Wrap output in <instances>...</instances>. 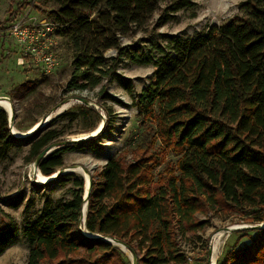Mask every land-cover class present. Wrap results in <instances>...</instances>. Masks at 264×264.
Instances as JSON below:
<instances>
[{
	"label": "trees",
	"instance_id": "16d2710c",
	"mask_svg": "<svg viewBox=\"0 0 264 264\" xmlns=\"http://www.w3.org/2000/svg\"><path fill=\"white\" fill-rule=\"evenodd\" d=\"M40 1L49 9L42 10L37 0L29 4L58 24L57 37L73 52L70 90L93 89L111 79L126 57L155 71L135 100L142 132L128 147L132 159L112 157L91 175L85 223L84 178L60 174L55 181L71 184L73 195L58 203L47 199L35 217L25 219L26 264H130L103 238L124 243L138 264H188L181 242L201 240L198 232L210 226V214L235 213L247 224L264 223V0H244L228 22L191 38L173 35L148 54L123 45L121 38L142 29L165 0ZM189 5V0L171 1L159 25ZM17 15L11 12L10 22ZM111 49L117 54L108 58ZM103 108L107 119L97 136L68 143L38 161L44 176L64 168L65 152L95 146L110 127L111 111ZM77 109L85 120L90 112L99 116L84 104ZM59 136L50 130L16 138L0 108V165L23 141L30 146L27 162H35ZM167 151L177 156L175 164L156 172ZM240 232H253L252 240L227 251L218 264H264V228ZM17 233L13 220L0 226V254Z\"/></svg>",
	"mask_w": 264,
	"mask_h": 264
},
{
	"label": "rangeland",
	"instance_id": "374dc122",
	"mask_svg": "<svg viewBox=\"0 0 264 264\" xmlns=\"http://www.w3.org/2000/svg\"><path fill=\"white\" fill-rule=\"evenodd\" d=\"M171 1L173 0H165L142 29H134L123 36L122 44L135 45L140 52L148 54L154 51L156 45H165L168 37L182 35L191 38L206 31L211 25L228 22L238 14V4L244 0H189L188 7L173 13L172 19L159 25V16ZM37 4L42 10L49 9L40 0H37ZM16 11V18L24 17L25 22H30L32 17H45L30 6L29 0H0V97L9 98L12 104L15 113L13 120L8 114L11 128L27 132L39 124L35 132L42 134L55 130L60 133L54 143L81 139L91 136L107 119L103 107H108L111 111L109 129L94 143V147L87 144L83 148L77 147L65 152L64 168L57 173L63 174L66 170L73 169L78 177L85 180L78 168L89 171L92 175L99 172L112 157L122 155L131 160L132 154L128 147L142 132L135 100L148 85L149 77L155 71L154 66L138 64L126 57L121 60L116 75L111 79L104 80L93 89L70 90L68 83L73 73V52L68 48L66 39L58 40L57 68L49 74L43 73L30 61L23 59L19 45L9 33V15ZM116 54L111 49L105 55L112 58ZM121 78L129 82L122 85ZM20 85L22 87L16 91L15 88ZM105 95L111 98H105ZM80 97L87 99L90 104L86 106L98 110L99 116L90 112L88 119H83L77 109L78 105L83 104ZM60 147H55L53 151ZM29 149L26 141L16 143L8 159L0 165V226L8 224L10 220L18 226L16 237L0 254V264H26L29 245L22 232L25 219L35 217L43 209L47 199L58 203L71 199L73 195L71 184L62 186L55 180L45 184L39 182L38 173L41 171H37L35 162L26 160ZM176 160L177 156L167 151L156 172L165 169L167 163L175 164ZM205 217L198 215V219ZM207 218L210 226L198 232L201 240L181 242L182 250L188 256V264H212L213 257L215 264H218L227 251L242 247L252 240L250 237H253V232H240L252 225L243 222V217L238 214L222 218L210 214ZM228 228L231 230H226ZM219 232L223 234L216 241L214 237ZM121 250L124 259L133 264L131 252Z\"/></svg>",
	"mask_w": 264,
	"mask_h": 264
},
{
	"label": "built area",
	"instance_id": "2783aa9c",
	"mask_svg": "<svg viewBox=\"0 0 264 264\" xmlns=\"http://www.w3.org/2000/svg\"><path fill=\"white\" fill-rule=\"evenodd\" d=\"M57 26V23L47 18L32 17L30 22H25L23 17L12 21L8 29L19 45L23 59L46 74L59 65Z\"/></svg>",
	"mask_w": 264,
	"mask_h": 264
},
{
	"label": "water",
	"instance_id": "95a60500",
	"mask_svg": "<svg viewBox=\"0 0 264 264\" xmlns=\"http://www.w3.org/2000/svg\"><path fill=\"white\" fill-rule=\"evenodd\" d=\"M4 99L9 100V102H10V99H9V98H5V97H4ZM79 100H80L83 104H85V105L90 104L89 101H88L87 99L79 98ZM10 103H11V102H10ZM11 106H12V104H11ZM4 110H5V109H4ZM5 111H6V110H5ZM6 112H7V111H6ZM7 113H8V112H7ZM8 114H9V113H8ZM13 118H14V110H13V108H12V111H11V114H10V119L13 120ZM104 125H105V121L102 122L101 129L98 131V133L93 134V135H91V136H89V137H85V138H81V139H73V140H69V141H65V142H61V143H53V144H51L49 147H47V148H46V149H45V150L39 155L38 159L35 161L36 165H37V163H38V161H39L40 159H42L44 156H46V155H48L49 153H51L55 147L64 146V145H66V144H68V143H73V142L86 141V140H89V139H91V138L97 136V135L101 132V130H102V128H103ZM10 129H11L12 134H13L16 138H21V139H23V138H27V137H29L30 135H32V134L35 132V130H34V131H32L30 134H28V135H20V136H17V135H15V133H14V131H13V128H11V125H10ZM37 167H38V166H37ZM38 169H39V168H38ZM74 172H75V171H74L73 169H69V170H66V172L63 173V174H66V173H74ZM85 172L88 174L89 186H88V191L86 192V195L84 194V199H85L86 203H85L84 206H83V223H85V220H86V212H87V206H88V196H89V194H90L91 185H92L91 175H90L89 171H86V170H85ZM60 174H61V172H58V173L56 172V173H54V174L52 175V176H54V177L51 178L48 182L54 181V180H55ZM49 177H51V176H49ZM48 182H46V183H48ZM245 228H264V223H263V224H260V225H252V226H248V227H245ZM245 228H244V229H245ZM226 230H231V229L228 228V229H226ZM89 234H90V235H88V234H86V235L89 236V237H94V238H102L100 235H94V234H91V233H89ZM103 239H105L106 241H108L109 243H111V244H113V245H115V246H118V244L123 245L127 250H129V251L131 252L132 257H133V264H138V257H137V254H136L135 252H133L132 250H130V249H129L124 243H121V242L117 241V240L114 239V238H103ZM116 243H118V244H116Z\"/></svg>",
	"mask_w": 264,
	"mask_h": 264
},
{
	"label": "bare ground",
	"instance_id": "6f19581e",
	"mask_svg": "<svg viewBox=\"0 0 264 264\" xmlns=\"http://www.w3.org/2000/svg\"><path fill=\"white\" fill-rule=\"evenodd\" d=\"M0 106L3 108V109H5L8 113H9V115L11 114V111H12V106H11V103L8 101V100H6V99H4V97H0ZM39 126V124L38 125H35L32 129H30V130H28L27 132H20V131H18L16 128H13V131H14V133H15V135H17V136H20V135H28V134H30L32 131H34L37 127ZM101 126H102V124L99 126V128L98 129H96V130H94L93 132H92V135L93 134H96V133H98V131L101 129ZM85 137V136H84ZM84 177H85V195H86V192L88 191V186H89V181H88V174L85 172V170L84 169H82V168H78L77 169ZM54 176H51V177H47V176H44V175H42L41 173H38V178H39V182L40 183H46V182H48L51 178H53ZM88 235H90L89 233H87ZM223 233L222 232H219V233H217L216 235H215V239H216V241L220 238V236L222 235ZM219 241V240H218ZM116 244H118V243H116ZM118 246L121 248V249H123V250H126L127 251V249L123 246V245H121V244H118ZM216 246V245H215ZM219 250V249H218ZM214 252V254H215V251H213ZM212 264H215V257H213L212 258Z\"/></svg>",
	"mask_w": 264,
	"mask_h": 264
}]
</instances>
